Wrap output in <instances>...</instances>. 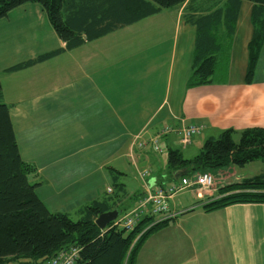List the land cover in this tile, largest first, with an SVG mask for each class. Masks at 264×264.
I'll return each mask as SVG.
<instances>
[{
	"label": "crops",
	"instance_id": "1",
	"mask_svg": "<svg viewBox=\"0 0 264 264\" xmlns=\"http://www.w3.org/2000/svg\"><path fill=\"white\" fill-rule=\"evenodd\" d=\"M191 4L93 40L82 33L83 45L73 50L38 4L0 20L3 101L21 158L36 168L30 181L39 184L37 195L50 212L77 217L85 206L117 197L123 216L150 194L203 174L171 172V150L191 160L224 131L264 128V45L253 81L246 83L253 4H242L226 79L189 88L197 29L187 17L199 9ZM59 50L45 62L8 72ZM197 124L205 130L184 147L180 130ZM166 129L172 131L163 134ZM157 137L160 153L153 147ZM215 175L212 192L194 186L168 198L169 209L182 214L145 240L135 264H264V204L206 213L202 205L245 180L233 167Z\"/></svg>",
	"mask_w": 264,
	"mask_h": 264
},
{
	"label": "trees",
	"instance_id": "2",
	"mask_svg": "<svg viewBox=\"0 0 264 264\" xmlns=\"http://www.w3.org/2000/svg\"><path fill=\"white\" fill-rule=\"evenodd\" d=\"M187 2L194 6V0H0V20L24 5L38 4L67 49L73 50L83 45L82 33H86L88 40H93L120 25ZM244 2L254 6L251 18L254 34L248 47L246 75V83H252L264 45V0H224L212 8L199 7L187 17L188 23L197 29L189 88L212 84L219 64L227 66ZM62 51L15 66L8 72L35 66ZM257 161L264 163V128L247 129L239 134L232 129L224 131L217 138L207 139L199 155L191 160L180 151L171 150L168 154L171 172L182 171L185 176L245 167ZM35 172L36 168L21 158L10 108L3 101L0 82V264H46L70 247L80 248L77 264H135L145 240L173 221L169 219L156 224L153 217H148L131 233L111 228L113 224L102 231L96 220L100 215L116 210L119 198L85 206L74 221L69 214L48 210L37 195L39 184L30 181ZM118 188L120 186L115 185V189ZM222 191L226 193L222 198L202 205L206 213L235 204H264V173Z\"/></svg>",
	"mask_w": 264,
	"mask_h": 264
},
{
	"label": "built area",
	"instance_id": "3",
	"mask_svg": "<svg viewBox=\"0 0 264 264\" xmlns=\"http://www.w3.org/2000/svg\"><path fill=\"white\" fill-rule=\"evenodd\" d=\"M205 130L204 125H190L183 127L180 130V142L184 147L191 145L194 137L199 136ZM171 129H166L163 134H168ZM160 134V136H163ZM154 150L157 152H162L160 138H155L153 141ZM147 173H141L142 178H145ZM216 177L211 173H203L197 175L194 179L184 178L181 184L178 186L170 187L167 192L158 191L156 194H150L146 199L141 201L136 208L131 212L118 217V219L113 222L111 228H118L126 231L127 233L133 232L136 227L148 217H160L161 219L157 223L163 221L174 219L178 217L177 214L169 209L167 204L168 198L173 196L185 189L197 186L203 193L207 194L216 189ZM80 258V248L70 247L69 249L60 251L57 255L51 258L46 264H77Z\"/></svg>",
	"mask_w": 264,
	"mask_h": 264
},
{
	"label": "rangeland",
	"instance_id": "4",
	"mask_svg": "<svg viewBox=\"0 0 264 264\" xmlns=\"http://www.w3.org/2000/svg\"><path fill=\"white\" fill-rule=\"evenodd\" d=\"M224 0H194V6H198V7H203V9L205 8H212L213 6H211L212 4H214L215 2H222ZM226 66L224 63L219 64L215 75L213 76V79L215 82L217 81H223L226 79ZM200 140V139H198ZM236 140L239 141V137H236ZM163 159H165L167 161V153L163 154ZM233 170L235 172H237V174L239 175V177H245L244 179H250L256 176H259L261 174L264 173V163L257 161L254 163H250L248 165H246L245 167H233ZM215 174H217V172H214ZM214 173L213 174L215 177L216 175ZM232 173V172H230ZM72 219L74 221H77L78 218L76 216H72ZM161 218L160 217H155L153 219V222H158Z\"/></svg>",
	"mask_w": 264,
	"mask_h": 264
},
{
	"label": "water",
	"instance_id": "5",
	"mask_svg": "<svg viewBox=\"0 0 264 264\" xmlns=\"http://www.w3.org/2000/svg\"><path fill=\"white\" fill-rule=\"evenodd\" d=\"M119 215L120 212L118 210L104 213L96 220V225L99 227V229L105 231L113 222L118 219Z\"/></svg>",
	"mask_w": 264,
	"mask_h": 264
}]
</instances>
